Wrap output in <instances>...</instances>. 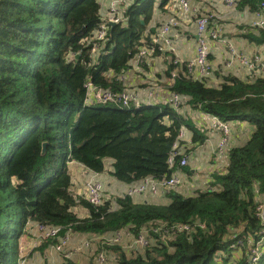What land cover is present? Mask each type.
<instances>
[{
  "label": "trees",
  "instance_id": "1",
  "mask_svg": "<svg viewBox=\"0 0 264 264\" xmlns=\"http://www.w3.org/2000/svg\"><path fill=\"white\" fill-rule=\"evenodd\" d=\"M169 1H126L121 22L92 52L105 13L99 0H0V264L27 263L30 253L23 255L20 238L38 223L61 228L57 237L41 241L42 252L69 232L68 250L75 234L144 230L149 244L131 257L120 244L97 246L114 254L107 264H264V223L257 213L258 195L264 199V76L243 79L217 67L212 73L221 83L214 85L194 78L185 62H171L177 74L169 91L183 97L181 109L191 104L252 127L248 139L229 148L226 166L213 174L208 188L188 196L170 190L166 204L128 195L94 205L72 191L71 161L132 186L149 177L169 179L181 168L189 171L188 165L169 164L177 142L176 163L189 153L178 141L184 126L193 130L194 143L205 141L170 100L139 109L88 102V80L105 89L131 90L119 77L131 68L144 40L149 43L147 37L157 33L161 23L148 25ZM262 2L239 0L237 7L254 11ZM244 33L264 45V29L250 25ZM79 206L88 209L87 216L75 211ZM255 247L261 252L256 262ZM94 256L87 264H96Z\"/></svg>",
  "mask_w": 264,
  "mask_h": 264
},
{
  "label": "crops",
  "instance_id": "2",
  "mask_svg": "<svg viewBox=\"0 0 264 264\" xmlns=\"http://www.w3.org/2000/svg\"><path fill=\"white\" fill-rule=\"evenodd\" d=\"M102 5V10H105V13L103 15H106L107 7L110 4L111 0H99ZM129 2V0H123V4L125 2ZM239 1V0H238ZM122 4V7H123ZM197 6L202 12H206L209 14H212L214 18L217 17L219 27L221 28V35L225 38L226 43L216 42L213 44L212 47V55H211V61L214 65V67H222L224 71L233 73L238 75L240 78L243 79H250L255 78L259 76H264V45H257L252 42H250L248 39L244 37V31L246 29L250 28V25L252 26L254 21L256 20L255 11L252 10L249 7L244 8H238L235 11H231L225 4V0H198ZM168 9L166 14H163L164 11H161V9L157 8L154 14L153 21L148 25V28L150 29L151 26L157 23H163L165 22L169 17L176 16L179 19V25L178 27L172 29L171 36H172V46L174 48V52L167 50L166 53L158 54V55H150L145 59L143 65L139 68L137 66V63L135 62V59L131 61V68L126 71L124 74H122L120 78L121 81H123L124 84L129 85L131 87L130 89L132 91L138 92L139 95H144L146 101L148 99V90L154 86H159V88L162 91L157 92V98L156 102H166L171 99L172 93L169 91L170 86L174 83V78H172V70H170V65L173 58H178L180 61L187 62L192 61L195 58L196 55V44H197V35H196V16L194 15H184L181 13V11L178 8L177 0H170L165 7V10ZM219 13L218 16L215 15V12ZM121 18L123 17L122 10H120ZM162 17V22H159L158 18ZM144 22V21H142ZM160 24V25H161ZM159 25V26H160ZM243 30V31H242ZM147 31V30H146ZM244 33V34H243ZM153 36V34H150L147 38L150 40V37ZM145 43H147L146 40H144ZM232 44V46L239 51L242 54H245L246 56H253V55H260L263 58L262 66H260L256 70H249L245 66H242L238 63H233L230 66H227L225 62L222 64V56L225 52L227 45ZM225 56V55H224ZM181 67H179L178 72L180 71ZM223 71V70H222ZM223 71V72H224ZM170 74V75H169ZM206 81L210 84L219 85L221 83V77L214 75L213 73L207 75L205 77ZM151 84V87L149 89H144V84ZM103 88V87H101ZM105 89V88H104ZM187 102V99H185ZM89 103H96L92 97L88 98ZM153 104V103H152ZM177 111H181L180 114H184L186 119L190 120L192 124L200 130L202 133L206 135L205 141L201 143H194L193 142V130L190 128L188 129L187 126H184L185 128V137L181 140H183L185 143L183 146L187 147L189 149V159H188V169L189 171L186 172L184 170H179L177 175L182 179V184H180L174 191L179 192L185 196L191 195L194 192L206 189L210 186V183L213 180V174L220 173L223 167L220 169L217 164H214V158L213 155L215 153L216 147L212 141V139H217L219 141L220 134L216 129H214L211 125L210 117L211 115L207 112H204L198 108L193 107L191 104H184L182 109H178ZM231 125H235L232 128V134L233 137L237 140L234 141V144L238 142H243L246 139H248L252 127L246 122V121H234L231 122ZM233 140V139H232ZM218 143V142H217ZM216 143V146H217ZM233 144V145H234ZM210 145L212 146V155L209 157L208 153L210 150ZM110 162V160H109ZM201 163L202 165H205L206 171H200V173L197 172L198 164ZM76 165V168L84 169L85 171L81 172L79 171V180L82 181V178L85 175H89L88 177H85L84 181L82 183L84 184L85 181L90 177H97L99 181L103 182L104 184V197L110 200V196L114 198L115 202L117 198H120V196H128L127 192L130 187V185L118 182L115 178L110 177L106 174L101 175H94L92 171H89L86 169L82 164L71 161L68 163L69 172L72 168V166ZM107 167L110 168L109 164H107ZM200 168V165H199ZM71 174V173H70ZM72 176V175H71ZM73 179V185H74V178ZM78 180V182H79ZM116 180V181H115ZM107 182V184H106ZM113 194V195H111ZM169 194H152V193H143V194H136L133 195L135 199L138 201H145L150 200L154 201L159 204H166L169 201L168 198ZM143 197V199H141ZM106 199V200H107ZM77 209V210H76ZM75 211L80 216H87L89 211L87 208L79 206V208H76ZM122 230L128 231L129 234L125 235L122 241L121 247L124 251L127 252L126 248L130 247H138L136 244H134V235L130 231V228H124ZM36 233V224L31 227L30 230H28V233ZM115 233H112L110 235L103 234V235H87V234H75L73 235L74 241L70 243V250L72 251L70 253V256H72L74 259H76V262H78V258L82 255L79 253V251L82 250L83 246L82 243L86 241L87 239L91 238L96 241L97 246L104 247L103 237H111ZM31 241L28 242V251L33 250L34 247H31L33 238H30ZM24 241V240H23ZM21 245H23L21 243ZM108 246V245H107ZM113 246V245H112ZM80 247V248H79ZM93 248V247H92ZM90 248V249H92ZM142 249V248H141ZM89 250V249H84ZM106 251L110 256H114L112 251H107L105 249H102ZM23 253V250H22ZM21 253V254H22ZM126 254V255H127ZM49 260L52 264H61L63 261H67V263L73 261V260H66L62 255L57 253L53 248H49L48 251ZM69 256V257H70ZM65 257V258H69ZM29 261V260H28ZM28 261L26 264H28ZM90 261V258L89 260ZM94 262V260H93Z\"/></svg>",
  "mask_w": 264,
  "mask_h": 264
},
{
  "label": "built area",
  "instance_id": "3",
  "mask_svg": "<svg viewBox=\"0 0 264 264\" xmlns=\"http://www.w3.org/2000/svg\"><path fill=\"white\" fill-rule=\"evenodd\" d=\"M198 0H177L178 8L184 15H194L196 16V35H197V44H196V55L192 61L185 62L186 66L189 69V73L198 79H203L207 75L211 74L214 67L211 61L212 47L216 42L226 43L225 38L221 35V28L218 24L217 17L214 18L212 14L202 12L197 6ZM123 0H111L110 4L107 7L106 15H103L102 21L99 25V28L96 34L93 37V47L92 52H96L99 47H101L107 39V35L110 29V23L119 24L121 22L120 10H122ZM226 6L231 10L235 11L237 9L238 0H225ZM256 20L252 26H256L264 29V2H262L261 9H256L255 11ZM179 19L176 16L169 17L165 22H163L157 30V33L153 34L150 37L149 43H145L135 55L134 59L137 63V66L140 68L145 59L157 49L161 53H166L167 50L174 52L172 46V29L178 27ZM225 55V56H224ZM225 62L227 66L232 65L233 63H238L242 66H245L249 70H256L262 66L263 58L260 55L246 56L245 54L237 51L232 44H228L225 52L222 56V64ZM172 63H183L178 58H173ZM177 74L176 69L172 71V78H175ZM86 87L88 90V98L92 97L95 102L102 104H115L120 105L122 108H135L139 109L143 106L150 105L156 101L157 92L162 91L159 86H155L153 89L148 91V99L142 101L138 92L132 90H112L104 89L94 85L90 80L86 82ZM173 107L175 109H181V104L183 102V97L178 94H172L170 99ZM211 115V114H210ZM211 125L214 129L220 134V139L216 146V159L220 157L225 160L227 164L229 159V148L232 144V130L231 123L223 121L218 117L211 115L210 117ZM185 137V128L181 129L179 134V140ZM178 142L174 145V150L169 157V164L171 167L179 166L184 167L188 164L189 156H182L179 159V162L176 163V157L181 155L180 150H178ZM225 164V166H226ZM224 166V167H225ZM180 184H182V179L174 173L169 179H164L161 181L155 180L151 177L142 180L139 184H134L129 187L127 194L133 196L136 194L143 193H152V194H167L170 190H175ZM85 198L94 205L101 204L105 199L104 197V184L90 177L85 182ZM124 196V195H122ZM111 198V196H110ZM121 198V197H120ZM262 196L258 195V206L257 213L259 218L264 223V199L261 201ZM182 228V227H181ZM60 227L55 226L54 224H36V233L37 238L40 241L48 240L50 238L57 237ZM160 230L158 228L155 231ZM144 230H142L143 232ZM141 234L134 235V244L140 246L141 248L149 244V238ZM264 232V231H263ZM129 234L128 231L120 230L117 231L113 236L103 237V242L112 246L115 244H122L123 238L125 235ZM161 237L167 239L168 236L161 234ZM71 239V233L69 232L64 238H61V241L58 245L52 247L56 252H61L65 257H69L72 251L68 250V244ZM95 240L89 238L82 243V249H90L94 246ZM80 248V247H79ZM21 250H23V255L28 251V242L24 241L21 245ZM51 250V249H50ZM253 252V261L258 260L260 255V248H254ZM94 259L96 264H107L110 260V255L104 251L98 249L95 250ZM21 259V257H20ZM19 264H26V259H22ZM42 264H52L48 258Z\"/></svg>",
  "mask_w": 264,
  "mask_h": 264
},
{
  "label": "rangeland",
  "instance_id": "4",
  "mask_svg": "<svg viewBox=\"0 0 264 264\" xmlns=\"http://www.w3.org/2000/svg\"><path fill=\"white\" fill-rule=\"evenodd\" d=\"M170 10V8H167L165 12H163V14H166L167 10ZM215 12V11H214ZM168 13V12H167ZM215 15L218 16L219 13L215 12ZM159 22H162V17H159L158 18ZM235 126V125H233ZM233 126L231 125V130L233 128ZM237 140L235 138V136L233 137V141H232V144L231 146L234 144V141ZM215 147H216V143L218 142L217 139H212ZM210 150H209V157L212 155V146L210 145ZM216 151V150H215ZM213 158H214V164H217L218 167L221 169L225 163V160H223V158H219V159H216V155L214 153L213 155ZM198 164V169H197V172L200 173V171H206V167L205 165H202L200 162L197 163ZM199 165H200V168H199ZM79 171L80 173L85 171L84 169L82 170L81 168H76V165L72 166L71 170H70V173L72 175V177L74 178V185L72 187V191L74 192V194L77 196V197H84L86 196V192H85V183L83 184L82 181H84L85 177H88L89 175H85L83 178H82V181L79 180ZM79 180V182H78ZM86 182V181H85ZM103 183V182H102ZM107 184V182H106ZM105 187V186H104ZM113 195V194H111ZM121 198L123 196H120ZM141 199H143V197H141ZM263 199L261 198V201ZM112 202L115 203V200L114 198L112 199ZM79 208V207H78ZM77 210V209H76ZM30 238H33L34 240L32 241V245L31 247H34L33 250H29L28 254H29V257H28V264H42L45 262L46 260V257H47V254H48V251H49V248H44L43 252L39 249V247L42 246V242L37 238L36 234L35 233H28V236H21V243L23 244L24 241H31ZM24 240V241H23ZM74 241V238L72 239ZM258 248V247H256ZM98 249L97 248V243L95 241L94 243V246L92 249H89V250H84V251H81L79 252L82 256L78 258V262H76V259H74L72 256H70L69 258H65L64 256V259L66 260H73L71 261L70 263L67 261H63L61 262V264H87L88 260L90 257H93L94 256V253H95V250ZM127 249V256L128 257H131V255H134L138 250L139 248L138 247H130V248H126ZM111 259L113 258V256H110ZM21 260V259H20ZM115 259L111 261V263H114Z\"/></svg>",
  "mask_w": 264,
  "mask_h": 264
},
{
  "label": "water",
  "instance_id": "5",
  "mask_svg": "<svg viewBox=\"0 0 264 264\" xmlns=\"http://www.w3.org/2000/svg\"><path fill=\"white\" fill-rule=\"evenodd\" d=\"M115 25H116L115 23H110L111 30H113V27H114ZM76 58H78V56H76ZM43 153H45V145H44V148H43Z\"/></svg>",
  "mask_w": 264,
  "mask_h": 264
}]
</instances>
